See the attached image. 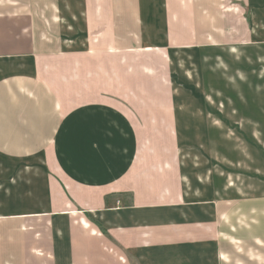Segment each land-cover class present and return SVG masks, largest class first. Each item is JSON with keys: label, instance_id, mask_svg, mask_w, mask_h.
Listing matches in <instances>:
<instances>
[{"label": "crops", "instance_id": "0c3cea01", "mask_svg": "<svg viewBox=\"0 0 264 264\" xmlns=\"http://www.w3.org/2000/svg\"><path fill=\"white\" fill-rule=\"evenodd\" d=\"M208 49L264 60V0H0V264H264V194L203 145Z\"/></svg>", "mask_w": 264, "mask_h": 264}, {"label": "rangeland", "instance_id": "374dc122", "mask_svg": "<svg viewBox=\"0 0 264 264\" xmlns=\"http://www.w3.org/2000/svg\"><path fill=\"white\" fill-rule=\"evenodd\" d=\"M206 51L210 54L202 66L193 69V77L196 80L195 90L198 96L201 97L203 89L205 99L210 100L208 108L211 115L210 123L207 124L209 138L204 140L203 145L209 147L212 167L213 169L216 167L214 173L221 177L225 173L218 169L220 164L226 169L228 194L232 192H235L236 196L264 194V105L259 107V122L252 131L250 127L255 122L253 124L246 120L235 122V119L231 118L227 123L220 122L217 113L219 107L215 104V100L220 98L224 81L239 90V95L229 90V98L233 100L241 98L250 104L251 99L257 96L264 104V60L251 59L250 54L245 59L229 49ZM187 71L186 61H180L178 78L186 79ZM232 109L231 111H234ZM195 110L198 108L195 107Z\"/></svg>", "mask_w": 264, "mask_h": 264}]
</instances>
